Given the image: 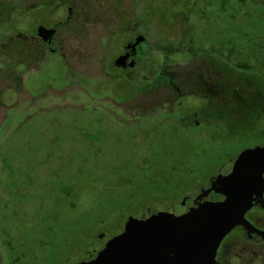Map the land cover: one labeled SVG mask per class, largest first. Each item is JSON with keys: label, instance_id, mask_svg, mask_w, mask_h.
Returning <instances> with one entry per match:
<instances>
[{"label": "flooded vegetation", "instance_id": "af4514ba", "mask_svg": "<svg viewBox=\"0 0 264 264\" xmlns=\"http://www.w3.org/2000/svg\"><path fill=\"white\" fill-rule=\"evenodd\" d=\"M75 32H83L91 51L97 50L104 80L99 98L122 97L116 108L127 125L110 122L120 126L117 140L132 149L131 155L146 145V161L155 141L185 150L193 160L180 164L191 180L168 189V214L180 216L190 208L223 202L222 182L217 181L221 168L241 152L264 145V0H0V122L8 106L1 97L27 100L32 92L39 98L18 126L35 125L41 112H51L58 122L56 105L38 111L37 104L58 95V77L50 70L59 62L67 70L62 36L75 42ZM78 79L69 76L67 87L76 90ZM159 95L163 101H157ZM139 96L151 99L135 105L129 119L122 109ZM150 124L160 129L149 142H124L128 133L134 139L132 132H144ZM244 127L252 130L227 137L230 130ZM98 136L82 135V140L101 141L102 129ZM218 153L225 155L222 163L204 168L203 159ZM150 177L147 172L146 181ZM132 196L136 202L131 205H136L154 194L138 186ZM155 213L161 211L124 212L119 233L128 219ZM241 219L243 224L220 241L213 264H264V189L251 197Z\"/></svg>", "mask_w": 264, "mask_h": 264}, {"label": "rangeland", "instance_id": "374dc122", "mask_svg": "<svg viewBox=\"0 0 264 264\" xmlns=\"http://www.w3.org/2000/svg\"><path fill=\"white\" fill-rule=\"evenodd\" d=\"M84 36L75 32V42L62 36L67 70L60 62L49 69L58 77V95L37 104L38 111L56 105L58 122L51 112H41L36 115V126L19 127L39 96L32 92L24 100V96L8 95L13 106L5 100L6 95L1 97L8 106L0 122V264L84 262L120 232L124 212L147 208L168 214L172 209L168 189L191 180L180 166L193 162L185 150L179 152L170 143L155 141L146 161V145H138L131 155L132 149L117 140L116 134H121L118 124L127 125L116 108L122 97L108 102L99 98L104 82L101 66L98 54L94 56L97 50L91 51ZM72 75L79 78L75 86L83 87L82 91L67 87ZM159 96L157 101H163V95ZM148 99L151 97L139 96L122 110L132 119L134 106L144 105ZM3 116L0 109V119ZM152 125L144 132H132L134 139L128 133L124 142H149L160 129ZM99 129L104 132L101 141L82 140V135L95 138ZM245 130L252 129H232L227 137H239ZM216 156L203 159V167L216 169L225 155ZM147 172L151 173L149 181L145 179ZM138 186L154 196L131 205L136 202L132 195ZM102 234L103 239L98 240Z\"/></svg>", "mask_w": 264, "mask_h": 264}, {"label": "water", "instance_id": "95a60500", "mask_svg": "<svg viewBox=\"0 0 264 264\" xmlns=\"http://www.w3.org/2000/svg\"><path fill=\"white\" fill-rule=\"evenodd\" d=\"M217 181L222 182L223 202L190 208L180 216L128 219L121 233L78 264H213L220 241L243 224L251 197L264 189V145L230 159Z\"/></svg>", "mask_w": 264, "mask_h": 264}, {"label": "trees", "instance_id": "16d2710c", "mask_svg": "<svg viewBox=\"0 0 264 264\" xmlns=\"http://www.w3.org/2000/svg\"><path fill=\"white\" fill-rule=\"evenodd\" d=\"M93 257V256H92ZM92 257H90L89 259H91Z\"/></svg>", "mask_w": 264, "mask_h": 264}]
</instances>
